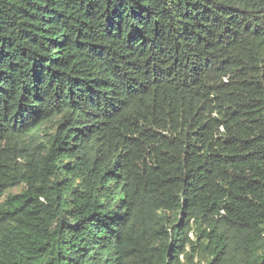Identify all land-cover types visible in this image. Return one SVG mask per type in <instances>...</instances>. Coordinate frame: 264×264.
Masks as SVG:
<instances>
[{
	"label": "trees",
	"instance_id": "obj_1",
	"mask_svg": "<svg viewBox=\"0 0 264 264\" xmlns=\"http://www.w3.org/2000/svg\"><path fill=\"white\" fill-rule=\"evenodd\" d=\"M0 264H264V0H0Z\"/></svg>",
	"mask_w": 264,
	"mask_h": 264
},
{
	"label": "rangeland",
	"instance_id": "obj_2",
	"mask_svg": "<svg viewBox=\"0 0 264 264\" xmlns=\"http://www.w3.org/2000/svg\"><path fill=\"white\" fill-rule=\"evenodd\" d=\"M22 191V188H15L14 190H12V193H19Z\"/></svg>",
	"mask_w": 264,
	"mask_h": 264
}]
</instances>
